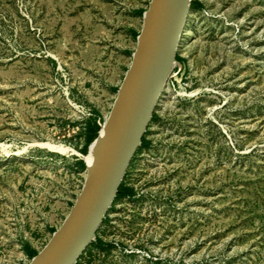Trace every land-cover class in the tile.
Masks as SVG:
<instances>
[{
    "label": "rangeland",
    "instance_id": "obj_1",
    "mask_svg": "<svg viewBox=\"0 0 264 264\" xmlns=\"http://www.w3.org/2000/svg\"><path fill=\"white\" fill-rule=\"evenodd\" d=\"M149 1L0 0V264L67 215L86 121L102 128ZM192 1L134 195L96 235L113 248L77 264H264V0Z\"/></svg>",
    "mask_w": 264,
    "mask_h": 264
},
{
    "label": "water",
    "instance_id": "obj_2",
    "mask_svg": "<svg viewBox=\"0 0 264 264\" xmlns=\"http://www.w3.org/2000/svg\"><path fill=\"white\" fill-rule=\"evenodd\" d=\"M192 0H150L131 63L95 143L93 160L67 215L28 264H76L110 210L177 65V48ZM89 154V153H88Z\"/></svg>",
    "mask_w": 264,
    "mask_h": 264
},
{
    "label": "trees",
    "instance_id": "obj_3",
    "mask_svg": "<svg viewBox=\"0 0 264 264\" xmlns=\"http://www.w3.org/2000/svg\"><path fill=\"white\" fill-rule=\"evenodd\" d=\"M201 5L196 2V1H192L190 4V9H196V8H200ZM176 60H180V57L176 56ZM156 119V115L153 114L152 116V121ZM100 130V127L98 126L96 120L94 118H89L86 121L85 124V129H84V134H85V145L82 148V153L85 154L87 153V146L89 144H91L98 136V132ZM149 142L145 139V136L142 139V143L140 148L137 150L140 151L142 148H146L148 147ZM136 152V153H137ZM78 165L81 168H84V164L83 162H78ZM134 195V190L133 188H131L130 186L125 185L123 182H121L118 192H117V196L113 202V204L116 201L122 200L124 198H131ZM106 219V218H105ZM89 247H94L95 249H97L98 251H102V252H108L111 248H113V245L110 243H106L103 240H101L100 238H98L96 236V239L90 244ZM24 250L25 252L29 255V257H33L37 254V252L35 251H30L26 245H24ZM78 263V262H77ZM76 263V264H77Z\"/></svg>",
    "mask_w": 264,
    "mask_h": 264
},
{
    "label": "bare ground",
    "instance_id": "obj_4",
    "mask_svg": "<svg viewBox=\"0 0 264 264\" xmlns=\"http://www.w3.org/2000/svg\"><path fill=\"white\" fill-rule=\"evenodd\" d=\"M95 146L96 144L94 143L91 148H90V152L89 154L86 156V162L88 165H90L92 163V160H93V155H94V151H95Z\"/></svg>",
    "mask_w": 264,
    "mask_h": 264
},
{
    "label": "built area",
    "instance_id": "obj_5",
    "mask_svg": "<svg viewBox=\"0 0 264 264\" xmlns=\"http://www.w3.org/2000/svg\"><path fill=\"white\" fill-rule=\"evenodd\" d=\"M176 66H177V65H176ZM176 66H175V67H176ZM48 240H49V239H48ZM46 243H47V242H46ZM29 261H30V260H28L26 263H23V264H28V263H29Z\"/></svg>",
    "mask_w": 264,
    "mask_h": 264
}]
</instances>
